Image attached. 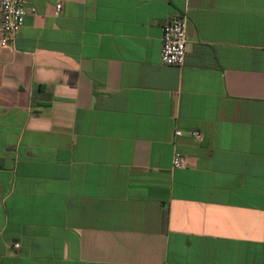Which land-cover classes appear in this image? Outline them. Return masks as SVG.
Segmentation results:
<instances>
[{
  "label": "crops",
  "instance_id": "1",
  "mask_svg": "<svg viewBox=\"0 0 264 264\" xmlns=\"http://www.w3.org/2000/svg\"><path fill=\"white\" fill-rule=\"evenodd\" d=\"M33 4L0 46V264H264V0Z\"/></svg>",
  "mask_w": 264,
  "mask_h": 264
},
{
  "label": "built area",
  "instance_id": "2",
  "mask_svg": "<svg viewBox=\"0 0 264 264\" xmlns=\"http://www.w3.org/2000/svg\"><path fill=\"white\" fill-rule=\"evenodd\" d=\"M62 5L57 4L58 11ZM36 7L33 0H0V16L2 19L0 46L4 48L13 47L16 37L25 24L28 14L35 13ZM188 14H180L166 21L162 35L161 61L164 64L182 67L185 64L188 43ZM201 139L202 133L192 129L187 132L178 129L177 136L184 134ZM187 166L186 156L176 150L173 157V168H184ZM15 247H19L16 243Z\"/></svg>",
  "mask_w": 264,
  "mask_h": 264
}]
</instances>
